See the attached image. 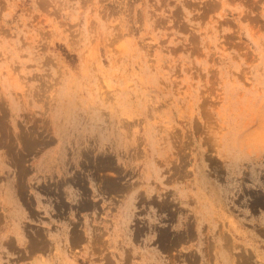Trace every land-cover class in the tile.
Instances as JSON below:
<instances>
[{
  "label": "rangeland",
  "instance_id": "rangeland-1",
  "mask_svg": "<svg viewBox=\"0 0 264 264\" xmlns=\"http://www.w3.org/2000/svg\"><path fill=\"white\" fill-rule=\"evenodd\" d=\"M3 168L0 264H264V0H0Z\"/></svg>",
  "mask_w": 264,
  "mask_h": 264
},
{
  "label": "crops",
  "instance_id": "crops-1",
  "mask_svg": "<svg viewBox=\"0 0 264 264\" xmlns=\"http://www.w3.org/2000/svg\"><path fill=\"white\" fill-rule=\"evenodd\" d=\"M2 171H5L4 168L0 170V172ZM3 195H5V193H7L5 191V188H3ZM90 200V199H89ZM101 203V202H100ZM100 203L97 204V210L99 211V216L101 215L100 213V208L102 206H100ZM106 205V206H105ZM83 206V204H82ZM112 206V202L110 200H106L105 201V204L103 205V209L106 211V209L108 208H111ZM253 212H255L256 210L259 211L258 208H256V206L254 205L253 208H252ZM246 213L243 212L241 215H238L237 216V229H236V234L238 236V238H242V253L246 251L245 248H250L253 253H255V258L258 257V255L262 254L264 256V243H261V241H259L261 238V236L263 237L264 236V216L261 215V214H250L251 216L249 217H246L245 215ZM84 215V218H87L88 220H99L100 217H98V213L96 211V214H91V215ZM67 223V222H66ZM53 228H56L57 229V224H53ZM70 225H72V223H70L69 225H67L66 227V224H64L62 226L65 227L64 229V236L66 238L68 237H73L71 235H73L72 233L73 230H70ZM98 233L97 230H95V234ZM241 246V244H240ZM68 251V250H67ZM69 252V251H68ZM246 253V252H245ZM64 264H71V263H64Z\"/></svg>",
  "mask_w": 264,
  "mask_h": 264
}]
</instances>
